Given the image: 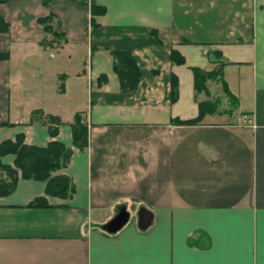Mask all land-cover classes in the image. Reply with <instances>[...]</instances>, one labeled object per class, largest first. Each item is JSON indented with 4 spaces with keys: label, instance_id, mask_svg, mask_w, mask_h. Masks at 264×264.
<instances>
[{
    "label": "crops",
    "instance_id": "0c3cea01",
    "mask_svg": "<svg viewBox=\"0 0 264 264\" xmlns=\"http://www.w3.org/2000/svg\"><path fill=\"white\" fill-rule=\"evenodd\" d=\"M81 1L0 3L9 23L0 142L61 141L72 155L55 174L75 188L51 197L45 182L20 178L0 197V264H264V0ZM91 1L105 7L95 29ZM49 14L45 32L38 18ZM172 49L184 64L170 60ZM112 50L129 51L141 70L132 93L120 88ZM222 61L230 94L219 79L196 92L191 67ZM204 101L217 105L197 124L172 122L196 117ZM36 109L63 122L55 137L48 123H29ZM78 111L88 127L82 150L70 127ZM37 197L48 206H29ZM123 209L127 223L105 231Z\"/></svg>",
    "mask_w": 264,
    "mask_h": 264
},
{
    "label": "trees",
    "instance_id": "16d2710c",
    "mask_svg": "<svg viewBox=\"0 0 264 264\" xmlns=\"http://www.w3.org/2000/svg\"><path fill=\"white\" fill-rule=\"evenodd\" d=\"M9 0H0V3L8 2ZM47 4L48 0H43ZM87 1H81V4H86ZM105 7L90 2V24L91 28L95 29L97 23L95 17L103 15ZM53 14L45 17H39L38 22L43 26L45 32H52L51 20ZM9 30V23L0 16V33ZM55 37L59 36L53 33ZM44 43V41L42 42ZM113 63L114 72L119 79L120 88L123 92H134L141 81V70L136 63L135 58L129 51L112 50L110 51ZM220 56V53H218ZM7 52L0 51V60L8 59ZM170 60L175 64H184V58L175 49L170 52ZM227 62L222 61L218 67L206 71L199 67H191L193 72L194 89L196 92H207V81L209 79H219L222 82V87L228 95L226 81L222 78V67ZM105 79L102 76V79ZM60 89L63 90V84H60ZM178 96V80L173 74L170 83L171 101H175ZM215 101H204L198 104V115L189 119H180L174 117L172 122L181 125L197 124L203 116L210 110L216 108ZM41 121L49 124V134L55 137L58 133L59 126L63 124L58 117L53 115H44L40 109L33 110L29 123ZM55 124V125H53ZM72 131L73 145L78 149H84L88 144V127L82 111L75 113L74 121L70 124ZM7 154H13V165L6 164L2 161V157ZM72 155V149L67 147L59 140H52L46 146L28 145L24 143L23 134H18L15 140H4L0 142V197L10 195L16 188L18 179H33L45 182V194L57 198H69L74 192V185L67 175L55 174L60 169L66 167ZM29 206L43 207L48 206V201L45 197H37L31 201Z\"/></svg>",
    "mask_w": 264,
    "mask_h": 264
},
{
    "label": "water",
    "instance_id": "95a60500",
    "mask_svg": "<svg viewBox=\"0 0 264 264\" xmlns=\"http://www.w3.org/2000/svg\"><path fill=\"white\" fill-rule=\"evenodd\" d=\"M129 213L126 210L119 211L113 218L103 225V229L109 233H115L120 230L128 221ZM150 225L149 216L145 213L140 215L139 227L145 229Z\"/></svg>",
    "mask_w": 264,
    "mask_h": 264
},
{
    "label": "rangeland",
    "instance_id": "374dc122",
    "mask_svg": "<svg viewBox=\"0 0 264 264\" xmlns=\"http://www.w3.org/2000/svg\"><path fill=\"white\" fill-rule=\"evenodd\" d=\"M213 85H214V84H213ZM211 89H212V92H214V88L211 87ZM217 90L219 91V88H218ZM190 116H192V115H190Z\"/></svg>",
    "mask_w": 264,
    "mask_h": 264
}]
</instances>
